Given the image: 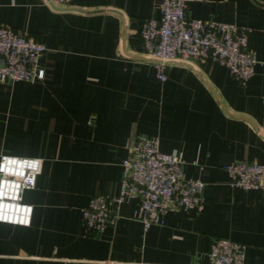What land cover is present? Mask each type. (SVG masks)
<instances>
[{
    "label": "crops",
    "instance_id": "1",
    "mask_svg": "<svg viewBox=\"0 0 264 264\" xmlns=\"http://www.w3.org/2000/svg\"><path fill=\"white\" fill-rule=\"evenodd\" d=\"M188 13L250 27L255 72L246 84L209 56L172 61L156 74L141 29L159 0H0V23L46 45L35 82L0 81V158L42 159L30 225L0 221V264H210L213 239L247 244L264 264V189L231 185L225 165L264 163V0H188ZM184 159L205 181L204 208L171 207L145 227L138 198L117 223L88 231L82 208L114 195L138 134Z\"/></svg>",
    "mask_w": 264,
    "mask_h": 264
},
{
    "label": "built area",
    "instance_id": "2",
    "mask_svg": "<svg viewBox=\"0 0 264 264\" xmlns=\"http://www.w3.org/2000/svg\"><path fill=\"white\" fill-rule=\"evenodd\" d=\"M67 4L71 0H49ZM160 14L145 19L141 29L144 49L152 59L159 79L166 80L172 61L204 60L211 56L226 65L246 84L255 72L258 57L248 45L250 27L237 22L203 18L188 13V0H159ZM46 45L0 23V81L35 82L45 77L39 63ZM264 113V100H263ZM184 159L161 149L157 134H138L129 154L123 159L124 176L120 191L114 195H94L82 208L88 231H103L117 223L121 205L128 198H138L139 216L146 228L161 222V214L171 207L188 211L204 208L206 183L188 176ZM42 159L5 153L0 158V221L30 225L34 205L25 201L24 191L37 184ZM231 185L246 189H264V163L235 159L225 165ZM247 244L218 237L209 249L210 264H244Z\"/></svg>",
    "mask_w": 264,
    "mask_h": 264
}]
</instances>
